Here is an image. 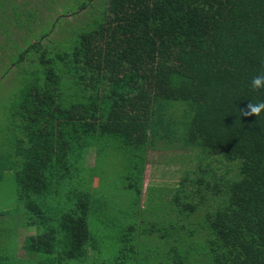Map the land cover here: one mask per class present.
<instances>
[{"label":"trees","instance_id":"1","mask_svg":"<svg viewBox=\"0 0 264 264\" xmlns=\"http://www.w3.org/2000/svg\"><path fill=\"white\" fill-rule=\"evenodd\" d=\"M38 1L0 0L8 37L33 32L42 5L54 10L26 46L0 43V91L8 80L12 92L0 114V184L13 182L19 202L0 209V248L20 246L18 230L3 234L8 217L38 229L25 238L28 257L0 263L94 264L90 218L116 201L112 218L127 225L113 264H264V113H240L264 100L248 88L264 69V0ZM158 150L181 164L178 179L145 187ZM109 153L120 183L101 166Z\"/></svg>","mask_w":264,"mask_h":264},{"label":"rangeland","instance_id":"2","mask_svg":"<svg viewBox=\"0 0 264 264\" xmlns=\"http://www.w3.org/2000/svg\"><path fill=\"white\" fill-rule=\"evenodd\" d=\"M39 1L38 0H17V3L19 5H23L24 3H28L26 6L31 9H36V5ZM41 21L39 22L38 27H33V32L24 27H13L11 28L12 36L8 37L6 30L1 28L0 31V43L3 44L6 41H9L11 43V46L14 42H18L23 45H27V42H31V34L37 33L38 30L42 31V29L45 27V24L42 22H47L51 19V16L54 14V10L51 11V9H47L46 7L41 8ZM8 14L12 17L14 14V11L12 9H9ZM63 34H54L51 38L58 39L61 38ZM30 41H27V40ZM17 45V44H15ZM12 53V50L10 51V54ZM7 54V50L2 49L0 52V59L4 58ZM7 59L3 60V63L6 62ZM12 76L10 77V79ZM4 89L0 91V114L3 115L5 112V103L8 101V99L11 97L12 92L8 89V80L5 82ZM170 151L164 152L161 150L158 151H152L149 155V163L146 167V173H145V187L150 182H173L178 179V167L181 166V164L173 165V164H167L168 160L170 159ZM174 153V152H173ZM179 153V151H177ZM97 149L92 148L89 157L85 160L86 166H92L94 167L97 164ZM120 165L121 160L118 154L116 153H109L105 154L103 160H102V168L104 170H107L108 174L110 175L111 181H117L118 183L121 182V177L119 175L120 172ZM119 177V178H118ZM13 182H5L0 184V190L3 189V191L6 193L4 194L6 196V199L0 201V209L5 208H16L19 204L18 200L15 198H12L10 196V189L13 185ZM92 184L94 187H99L101 184V178L96 177L92 178ZM122 184V183H121ZM106 192H108L110 195H115V197H118L120 202H127V200L123 197V195H126L127 193L124 192L123 189H113L110 186H107ZM145 193V191H144ZM117 199V200H118ZM144 199V197H143ZM117 203L114 201L111 204L110 212L108 214L104 213H96V206L93 208L95 210V213L92 214V217L90 218L91 225L94 229V233L98 237V241L100 244H98L99 249L98 253L100 254L98 256V260L94 264H111L112 262L116 261V255L119 253V246L121 245L120 237L122 234V231L124 227L127 225L126 221L123 219L121 221L120 219L117 221L116 218L113 220L112 214L117 210L115 209ZM22 220L23 216L18 217H8L5 219V221L2 223L1 227L4 228L3 234L7 235L11 234V236L17 235V230L19 232V244L18 241L12 240L10 243L7 241L4 242V245L2 248H0V256H4L6 254H10V256L13 258L15 256H21V257H28L27 251L23 248V244L25 241V238L29 234H35L36 231H38L37 227H27L22 226ZM12 237V238H13ZM3 236L0 234V239H2ZM1 246V244H0ZM7 246L10 247V249H7ZM31 256V255H30ZM33 257V256H32ZM28 259H34L36 260V264H40L38 257L28 258ZM2 264V263H0ZM25 264H34L33 262H27ZM75 264V263H73ZM76 264H85L82 263V261L76 262ZM113 264V263H112Z\"/></svg>","mask_w":264,"mask_h":264},{"label":"clouds","instance_id":"3","mask_svg":"<svg viewBox=\"0 0 264 264\" xmlns=\"http://www.w3.org/2000/svg\"><path fill=\"white\" fill-rule=\"evenodd\" d=\"M249 90L257 95L264 94V69L254 75L248 85ZM243 117H256L258 122L261 114L264 113V100L249 102L245 109H240Z\"/></svg>","mask_w":264,"mask_h":264}]
</instances>
